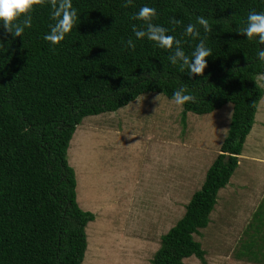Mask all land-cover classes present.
I'll list each match as a JSON object with an SVG mask.
<instances>
[{
    "label": "trees",
    "instance_id": "16d2710c",
    "mask_svg": "<svg viewBox=\"0 0 264 264\" xmlns=\"http://www.w3.org/2000/svg\"><path fill=\"white\" fill-rule=\"evenodd\" d=\"M51 2L33 6L31 27L21 37L0 26V264H81L85 228L95 215L76 203L67 161L76 127L143 94L171 99L181 85L197 97L183 106V117L231 103V120L200 190L160 237L151 264H183L192 256L205 264L193 236L208 226L217 193L238 166L264 93L256 82L264 75V61L256 57L264 44L237 32L250 11L264 12V0H72L76 23L56 45L43 39L54 23ZM145 5L156 10L152 23L181 40L186 55L198 40L184 28L197 16L209 21L207 34L197 25L211 49L199 76L171 64V50L136 39L133 25L147 32V24L134 19Z\"/></svg>",
    "mask_w": 264,
    "mask_h": 264
},
{
    "label": "rangeland",
    "instance_id": "374dc122",
    "mask_svg": "<svg viewBox=\"0 0 264 264\" xmlns=\"http://www.w3.org/2000/svg\"><path fill=\"white\" fill-rule=\"evenodd\" d=\"M256 82L264 91V75ZM183 113L148 93L76 127L67 150L76 203L95 215L81 264H151L219 154L232 104ZM193 237L205 264H264V93L238 166L218 191L208 226ZM183 264L202 263L192 256Z\"/></svg>",
    "mask_w": 264,
    "mask_h": 264
},
{
    "label": "clouds",
    "instance_id": "9594fccd",
    "mask_svg": "<svg viewBox=\"0 0 264 264\" xmlns=\"http://www.w3.org/2000/svg\"><path fill=\"white\" fill-rule=\"evenodd\" d=\"M45 0H0V26L13 37H21L26 28H30L32 18L30 13L34 5L44 4ZM130 2V0H129ZM51 18L54 23L49 26V31L44 35L45 41L52 45L63 41L65 35L71 31L77 20L76 9L73 8L72 0H52ZM156 16V10L147 5L140 7L134 14V19L141 20L147 24V32L139 30L133 25L132 31L136 39L147 38L153 41L160 48L171 50L168 59L171 64L177 63L187 67L188 75L199 76L206 67V58L211 55V49L206 46L204 39H200V26L205 34L209 33L211 26L209 21L203 16H197L195 24L189 23L184 28V35L198 40L190 55H186L181 47V40L168 34V29L152 23ZM23 17L21 20L20 18ZM179 23V21H175ZM237 32L246 38L255 39L257 44H264V12L250 11L246 18V26L238 29ZM129 47H134L131 39L127 41ZM256 57L259 61H264V50L258 49ZM197 97L189 92L183 85L173 92L171 102L178 108H182L186 103H195Z\"/></svg>",
    "mask_w": 264,
    "mask_h": 264
}]
</instances>
